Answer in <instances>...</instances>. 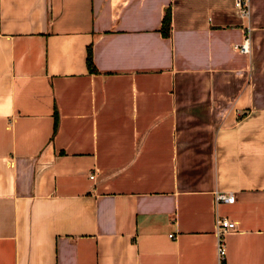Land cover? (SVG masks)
Listing matches in <instances>:
<instances>
[{"label": "crops", "instance_id": "1", "mask_svg": "<svg viewBox=\"0 0 264 264\" xmlns=\"http://www.w3.org/2000/svg\"><path fill=\"white\" fill-rule=\"evenodd\" d=\"M233 2L0 0V264H215L216 215L264 264V0Z\"/></svg>", "mask_w": 264, "mask_h": 264}, {"label": "built area", "instance_id": "2", "mask_svg": "<svg viewBox=\"0 0 264 264\" xmlns=\"http://www.w3.org/2000/svg\"><path fill=\"white\" fill-rule=\"evenodd\" d=\"M234 10L242 19H248L250 17V0H233ZM247 28L250 30V26L247 24ZM247 30V29H246ZM249 35H245L243 43L236 45L241 52L249 51ZM93 177V174H89ZM235 199V193L233 192H224L218 190L214 192V203L218 204L219 202H233ZM215 234L217 236L215 252H216V262L215 264H226V245H225V235L235 231L236 223L233 220L228 219L223 215H216L215 218Z\"/></svg>", "mask_w": 264, "mask_h": 264}, {"label": "trees", "instance_id": "3", "mask_svg": "<svg viewBox=\"0 0 264 264\" xmlns=\"http://www.w3.org/2000/svg\"><path fill=\"white\" fill-rule=\"evenodd\" d=\"M165 14L163 16L162 19V34L164 35H168L170 33V19H171V12L169 10V8L165 9ZM86 63L88 64V68L90 70H95V65L92 62V58H91V48H88V52H87V56H86Z\"/></svg>", "mask_w": 264, "mask_h": 264}]
</instances>
